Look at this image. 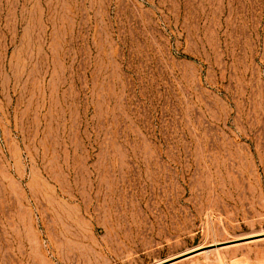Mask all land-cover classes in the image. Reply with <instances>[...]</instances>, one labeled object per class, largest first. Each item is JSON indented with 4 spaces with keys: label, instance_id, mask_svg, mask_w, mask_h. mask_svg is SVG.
I'll list each match as a JSON object with an SVG mask.
<instances>
[{
    "label": "rangeland",
    "instance_id": "rangeland-1",
    "mask_svg": "<svg viewBox=\"0 0 264 264\" xmlns=\"http://www.w3.org/2000/svg\"><path fill=\"white\" fill-rule=\"evenodd\" d=\"M0 264H264V0H0Z\"/></svg>",
    "mask_w": 264,
    "mask_h": 264
}]
</instances>
